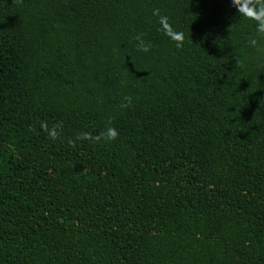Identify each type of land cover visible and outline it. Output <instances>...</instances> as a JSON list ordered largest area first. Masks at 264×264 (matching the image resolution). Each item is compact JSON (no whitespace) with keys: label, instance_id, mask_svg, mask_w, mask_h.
<instances>
[{"label":"trees","instance_id":"16d2710c","mask_svg":"<svg viewBox=\"0 0 264 264\" xmlns=\"http://www.w3.org/2000/svg\"><path fill=\"white\" fill-rule=\"evenodd\" d=\"M261 8L0 0V264H264Z\"/></svg>","mask_w":264,"mask_h":264},{"label":"clouds","instance_id":"9594fccd","mask_svg":"<svg viewBox=\"0 0 264 264\" xmlns=\"http://www.w3.org/2000/svg\"><path fill=\"white\" fill-rule=\"evenodd\" d=\"M237 11L244 13V14H248L244 12V8L243 7H237ZM257 20L260 21L259 24V31H264V8H261L258 12H252L251 13ZM159 23L164 27L169 29V31L166 33V35H169L171 38H173L176 41H181L183 39V33L182 32H174L170 30V26L168 25V18L166 16H161L159 19ZM139 39V37L137 38ZM179 46V45H178ZM139 47L141 50L147 52L149 50V48L151 47L150 44H145L142 40H140L139 43ZM126 100L129 101L130 103V98H126ZM117 133L115 131V129H108L107 132V138L108 139H114L116 137Z\"/></svg>","mask_w":264,"mask_h":264}]
</instances>
